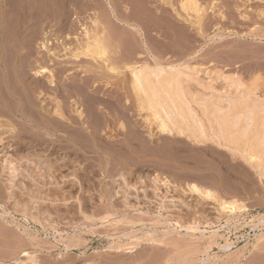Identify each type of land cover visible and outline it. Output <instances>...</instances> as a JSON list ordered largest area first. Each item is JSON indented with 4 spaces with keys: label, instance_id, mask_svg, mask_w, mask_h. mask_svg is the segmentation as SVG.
<instances>
[{
    "label": "rangeland",
    "instance_id": "374dc122",
    "mask_svg": "<svg viewBox=\"0 0 264 264\" xmlns=\"http://www.w3.org/2000/svg\"><path fill=\"white\" fill-rule=\"evenodd\" d=\"M196 1L198 12L184 0H0V264L23 250L35 262L19 264H264V178L210 141L162 131L127 68L181 62L199 95L226 90V74L264 98V0ZM94 16L116 74L70 57ZM72 100L90 104L94 141L35 106L69 113ZM192 184L247 209L221 211Z\"/></svg>",
    "mask_w": 264,
    "mask_h": 264
},
{
    "label": "bare ground",
    "instance_id": "6f19581e",
    "mask_svg": "<svg viewBox=\"0 0 264 264\" xmlns=\"http://www.w3.org/2000/svg\"><path fill=\"white\" fill-rule=\"evenodd\" d=\"M144 2L145 1H143L142 4ZM183 4L184 6L186 5L190 8L192 7L196 12L199 11L196 0H184ZM108 7L109 9L115 11V3L113 4L112 2H110V5ZM103 23L99 18L94 16L91 19L90 25L92 27H90V29L88 26H82V35L84 36V40L82 43H80L81 41L79 42L81 45L79 44L76 47L75 51L71 52L70 57H72L75 61H78L81 58L89 59L93 62L96 61L97 63L94 64H96L97 66L93 65L95 69L101 67L102 65V67L104 66L107 72L116 74L120 71H117V68H114L110 64L106 63V61L102 59L101 54H98L100 53L98 49H101L100 47L102 46V42L104 41L102 39V34L104 33L105 35V33L107 34L110 32H106L107 26L105 27L106 24L104 23V25ZM97 29L99 30L97 32H100L101 30L100 33L102 34H95V36L92 31ZM196 29L199 32L198 26H196ZM41 44L51 55H53V51L48 48L47 42L44 41ZM127 68L130 70V79L133 88L139 93V98L141 99V101H145L149 105V107L153 109L156 117L159 119L160 129L162 131H165L169 134L185 136L186 138H190V140L192 139L193 141L200 143L210 141L211 143L225 149L231 154L238 155L241 160L246 162V164L254 169V171L259 175L260 178H264V98L256 94L253 86L251 87L245 85L239 77L221 74L218 75V77L221 78L225 83L224 88L226 90L222 89L223 91L220 94H214L213 92H210L206 95H199L198 93L191 91L186 84V80L192 76V71H194V69L189 67L185 63H168L167 65H163L156 61L154 62V64L137 63L128 66ZM34 73L37 77H47L46 79L48 80L50 86H56L55 80L53 79V74L49 69L41 67L35 70ZM46 73L48 74L46 75ZM208 88H211V86L208 85ZM92 98H94V96ZM95 99L97 100L96 97L94 98V100ZM95 104L96 103H94V105ZM80 105L81 104H79V102L73 101L71 105H68L69 113L63 112L64 110H62V105H60L59 102L55 104L53 110L45 108L44 104H38L35 106L36 108H38V113L42 116L40 117L44 120L46 119L48 124H50L52 120L55 122L59 121L65 123L66 127L69 126L73 128L74 131L78 130L80 135H84L82 136V138H85L86 135H90V137L94 141V132L93 130L90 131L91 127H89L88 123L93 126L91 122L93 123L95 120L89 119L91 120V122L87 121L88 109L90 110V108L88 107L90 104L88 105V107L86 105V107L88 108H86V111ZM68 106H66V108ZM64 113H68L69 117L68 115H65L67 116L66 118L64 116ZM70 113H72V115H70ZM50 115L53 117H51ZM48 116H50V119L48 118ZM23 119L28 123L31 122L30 120H28L30 119L28 118V116L23 117ZM37 123L38 122L36 121V124L34 125H37ZM42 123L40 122L39 125H41ZM62 123L61 125H63ZM44 124H46V122ZM56 125L54 126L56 127ZM97 125L100 126V123H97L96 126ZM65 126L63 125L61 126V128H66ZM47 132L51 131L48 130ZM75 133L78 134V132ZM50 134L53 135L52 132ZM90 137L88 138L90 139ZM69 138H72V136H70ZM4 161H7L8 166L12 165V163H10L8 159L5 160L4 158ZM158 182H162V184L166 186L170 185V182L168 180L160 179L154 175L152 177V183L155 185ZM190 188L193 192L198 193L202 199L204 198L205 200L207 199L209 201H214L221 211L234 213L242 212L247 209L246 206L238 200H227L219 197L216 191L210 189H202L201 187L198 188V186H196L195 184H192ZM23 215L24 217H26L27 214L24 212ZM260 221L263 222L264 220L261 219ZM173 225L176 227L178 223L173 222ZM21 252L25 255L24 259H16L15 264L24 263L25 261L35 262L34 255L26 250H23ZM202 264H206L204 260H202Z\"/></svg>",
    "mask_w": 264,
    "mask_h": 264
}]
</instances>
